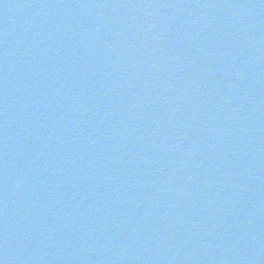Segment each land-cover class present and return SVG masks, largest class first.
Returning <instances> with one entry per match:
<instances>
[{"label": "water", "instance_id": "water-1", "mask_svg": "<svg viewBox=\"0 0 264 264\" xmlns=\"http://www.w3.org/2000/svg\"><path fill=\"white\" fill-rule=\"evenodd\" d=\"M0 264H264V0H0Z\"/></svg>", "mask_w": 264, "mask_h": 264}]
</instances>
